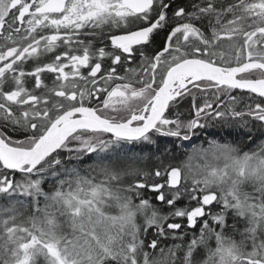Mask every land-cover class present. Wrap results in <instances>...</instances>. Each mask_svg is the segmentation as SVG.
I'll use <instances>...</instances> for the list:
<instances>
[{
  "label": "snow or ice",
  "instance_id": "obj_1",
  "mask_svg": "<svg viewBox=\"0 0 264 264\" xmlns=\"http://www.w3.org/2000/svg\"><path fill=\"white\" fill-rule=\"evenodd\" d=\"M0 264H264V0H0Z\"/></svg>",
  "mask_w": 264,
  "mask_h": 264
},
{
  "label": "trees",
  "instance_id": "obj_2",
  "mask_svg": "<svg viewBox=\"0 0 264 264\" xmlns=\"http://www.w3.org/2000/svg\"><path fill=\"white\" fill-rule=\"evenodd\" d=\"M236 94H239V92H237ZM227 138H228V139H231V137H227ZM192 143H193V144H198V143H199V140H193ZM191 146H192L191 144L187 145V147H189V148H190ZM145 195L148 196V197H153V202L155 203V200H154V194H153V193H151V192H146Z\"/></svg>",
  "mask_w": 264,
  "mask_h": 264
},
{
  "label": "rangeland",
  "instance_id": "obj_3",
  "mask_svg": "<svg viewBox=\"0 0 264 264\" xmlns=\"http://www.w3.org/2000/svg\"><path fill=\"white\" fill-rule=\"evenodd\" d=\"M194 163H195V161H194Z\"/></svg>",
  "mask_w": 264,
  "mask_h": 264
}]
</instances>
